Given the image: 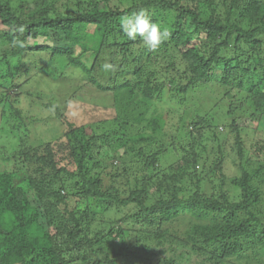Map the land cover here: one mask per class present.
<instances>
[{
  "label": "trees",
  "instance_id": "obj_1",
  "mask_svg": "<svg viewBox=\"0 0 264 264\" xmlns=\"http://www.w3.org/2000/svg\"><path fill=\"white\" fill-rule=\"evenodd\" d=\"M117 1L0 0V130L3 120L8 135L28 141L30 127L40 131L49 118L61 125L47 141L0 154V264H264V140L247 144L233 117L238 92L264 115V0H222L224 17L213 0H204L207 7L196 0ZM138 9L169 34L158 49L123 35L120 18ZM105 61L118 70L103 72ZM77 75L80 90L67 87L63 100L26 89L5 106L21 83L63 84ZM212 81L229 99L226 125L196 110L169 123L170 108H149L166 92L163 100L185 103L190 90ZM87 92L99 104L94 110L107 100L115 116L88 125L69 120L66 112ZM22 96L48 116L23 115ZM201 137L233 139L235 156L218 146L209 160L197 149ZM134 141L161 147L136 148ZM116 147L132 153L128 169L114 174L133 183L125 197L94 172ZM168 149L181 160L165 172L158 153ZM140 174L146 184H138ZM147 184L157 190L152 199ZM90 200L104 201L107 213L128 210L107 230H93Z\"/></svg>",
  "mask_w": 264,
  "mask_h": 264
},
{
  "label": "rangeland",
  "instance_id": "obj_2",
  "mask_svg": "<svg viewBox=\"0 0 264 264\" xmlns=\"http://www.w3.org/2000/svg\"><path fill=\"white\" fill-rule=\"evenodd\" d=\"M28 3H30L32 0H25ZM40 0H38L39 2ZM115 2H118L117 0H114ZM199 1L204 7H207L204 0H196ZM214 4L216 6V11L219 13L221 17L225 16V9H226V3L222 2V0H213ZM226 2H229V0H226ZM48 53L47 50L45 52ZM48 56H44V58H47ZM38 58V57H36ZM93 57L91 58V60ZM75 67H72L69 71L70 74L73 70H75ZM29 74H26L25 76H28ZM25 76L21 77V80L25 79ZM107 75H100L98 74V79L100 82L105 83L107 82ZM62 80V79H61ZM81 80V76L77 75L74 76V79H63V84H55L52 81H42L37 78L33 79L30 83H21V88L19 90L10 91V93H13L9 99V101L5 104V106L8 107L10 104V100L12 101V98L16 96L17 93H21L22 91L29 89L33 92H44L49 97H58L60 100H63L67 97H69L68 94H66V88H69V91H73L74 89L79 88V81ZM75 82V83H74ZM262 87L264 88V83H261ZM222 87L217 85L215 82H210L206 85H203L199 88H195L189 91V93L186 95L185 103H176L173 101L167 102L163 100L165 97H168V92L164 93L163 97L161 99H157L154 103L150 104V109L156 108V111L154 114H164L166 110L169 108L171 109L170 113L168 114L167 121L169 123H176V121H179V119L182 117L184 119H187L191 114L193 110L199 111L202 114H208L212 118V123H216L219 125H226L231 117H229L228 112V106H229V99H223L221 98L220 93H222ZM138 90V89H137ZM139 93V91H137ZM244 92H246L244 90ZM79 95V93H78ZM93 95L87 92V96H84L86 98L85 102H82L78 104V101L76 104L72 105L71 108L66 112V115L68 116V119L71 121H75L76 125H88V123L94 122L95 119L102 120V119H110L115 116L116 110L114 107H112L107 100H105L104 104L105 106L97 107V110H94L95 104L98 106L96 102H94V99L92 98ZM250 95L248 93H241L238 92L236 100L233 102V110H234V116L236 119L237 125H244V128L246 131L242 129V133L246 135L247 144L255 143L257 139H263L264 140V115H260V113L255 111V108L251 105V102L247 98H249ZM78 98V97H77ZM104 99V98H103ZM243 99H247L244 101ZM79 100V99H78ZM114 101L113 99H110ZM29 100L25 98L24 96L21 97V100L19 101L18 107L20 110L24 109L25 112L23 115L29 116L31 118L34 117H40L45 118L48 116V114L44 113L42 115H39L36 111V108L27 104ZM112 102V101H111ZM115 102V101H114ZM147 107V106H146ZM186 111L187 113H185ZM51 114V113H50ZM49 114V115H50ZM188 117H186V115ZM189 114V115H188ZM132 121V120H131ZM48 125L41 128L40 131L32 130L30 132V137L28 141H18L12 138L10 135H8L7 127L3 129L4 121L2 120V128L0 130V154H10L12 152H16V150L21 149L20 144L30 143L36 145V142H43L47 141L52 137L54 134V131H60V122H55L51 118L47 121ZM135 126L138 125L137 123H134ZM1 125V121H0ZM140 126H143L142 124H139ZM133 127L132 129H134ZM219 130L222 131L223 128L219 127ZM132 131V130H131ZM136 131V130H135ZM133 131V132H135ZM206 135H209V133ZM203 136V135H202ZM231 138V136H230ZM24 139V138H23ZM220 139V140H219ZM189 140V138H188ZM187 140V141H188ZM226 138H211L208 140H204L203 137L199 139L198 144V150L202 155H207L208 159H212L216 156H218L217 147L219 146L224 150V154H227L230 157L235 156V152L233 147V139L229 141L226 140ZM159 142V141H158ZM180 142H186V141H180ZM216 143H219L216 145ZM135 147H144L149 146L152 148V150L157 149L158 147H161L160 144H157L154 141H134ZM117 148V147H116ZM111 148L110 150V156L108 159H105L103 157H99L102 162V164H99L98 167L94 170V172L97 174L99 173L103 177V182H106L107 187L111 186L113 183H115V187H117V190L119 191V195L121 197H125L127 195V189L129 186H133L132 184H124L123 180H121V177L114 175L116 173L122 172L123 167L125 169L127 168V165L130 163V158L132 156V153H128L125 151V148ZM183 153V152H182ZM158 159L159 162H157L158 168L160 170H164L165 172L170 171L169 169L175 165L176 162H179L181 160V152L178 154L174 150L168 149L164 150L161 153H158ZM125 158V161L123 159ZM143 161H139L135 163V165L142 166ZM166 168V169H165ZM232 166H230L229 163H227L224 160L223 163V171L230 175L232 172ZM154 170L153 168L149 167L147 168V175H153ZM141 175V174H140ZM140 175L138 177H140ZM158 177H155L154 180L152 179L153 183L158 182ZM139 185L146 184V179H141L138 182ZM147 195L151 197H155V194L157 190H155V187H153L151 184H147ZM163 189V188H162ZM225 190L232 194L234 189L232 186L225 187ZM104 201H89V205H91V208L93 211H95L96 214H94L95 221L93 220L91 227L93 230H107L109 226H107L111 221H115V219H118L121 214L127 212V208H121L120 210L113 211L111 213H107L106 211H103L104 207L106 206L104 204ZM85 202H82L80 204V211H82L83 208H85ZM87 207V206H86ZM103 211V212H102ZM102 213V214H101ZM117 224L126 225L125 222L120 221Z\"/></svg>",
  "mask_w": 264,
  "mask_h": 264
},
{
  "label": "clouds",
  "instance_id": "obj_3",
  "mask_svg": "<svg viewBox=\"0 0 264 264\" xmlns=\"http://www.w3.org/2000/svg\"><path fill=\"white\" fill-rule=\"evenodd\" d=\"M119 23L123 35L128 40H139L142 46L152 50L158 49L168 39L167 31L161 30L160 25L153 22L144 9L122 16ZM101 69L105 73L114 74L118 70V65L105 61Z\"/></svg>",
  "mask_w": 264,
  "mask_h": 264
},
{
  "label": "bare ground",
  "instance_id": "obj_4",
  "mask_svg": "<svg viewBox=\"0 0 264 264\" xmlns=\"http://www.w3.org/2000/svg\"><path fill=\"white\" fill-rule=\"evenodd\" d=\"M75 74V73H74ZM38 99V98H37Z\"/></svg>",
  "mask_w": 264,
  "mask_h": 264
}]
</instances>
